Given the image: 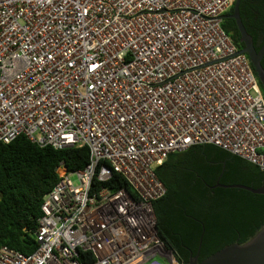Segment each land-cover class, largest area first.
<instances>
[{"label":"built area","instance_id":"built-area-1","mask_svg":"<svg viewBox=\"0 0 264 264\" xmlns=\"http://www.w3.org/2000/svg\"><path fill=\"white\" fill-rule=\"evenodd\" d=\"M234 3L0 0V141L90 150L60 163L36 249L3 245L0 264H180L158 233V166L212 143L264 169V95L222 26Z\"/></svg>","mask_w":264,"mask_h":264},{"label":"trees","instance_id":"trees-1","mask_svg":"<svg viewBox=\"0 0 264 264\" xmlns=\"http://www.w3.org/2000/svg\"><path fill=\"white\" fill-rule=\"evenodd\" d=\"M240 15L256 43L261 33L264 36V0H241ZM229 22L222 26L241 49L244 43L236 21ZM261 63L264 67V58ZM258 82L264 95L259 78ZM89 160L86 144L57 149L24 135L10 143L0 141V247L33 252L44 196L60 178L58 166L64 162L69 171H76ZM157 175L167 189L154 201L158 233L180 264H190L196 255L202 261L233 243L243 244L264 226L263 193L218 185H264V169L239 155L212 143L193 145L170 153ZM107 185L130 189L119 174ZM80 258L83 264L95 262L91 252L80 250Z\"/></svg>","mask_w":264,"mask_h":264},{"label":"water","instance_id":"water-1","mask_svg":"<svg viewBox=\"0 0 264 264\" xmlns=\"http://www.w3.org/2000/svg\"><path fill=\"white\" fill-rule=\"evenodd\" d=\"M240 2L235 0L234 11L231 14L237 21L238 29L241 34V41L244 43L239 52L246 53L254 67L257 77L264 87V67L261 63L264 57V45L257 50L252 36L246 29L240 15ZM225 17V15H224ZM223 187H240L255 193L264 194V185L254 188L244 184H221ZM190 264H264V226L247 242L243 244L233 243L217 252L211 254L202 261H199L198 255L190 259Z\"/></svg>","mask_w":264,"mask_h":264},{"label":"flooded vegetation","instance_id":"flooded-vegetation-1","mask_svg":"<svg viewBox=\"0 0 264 264\" xmlns=\"http://www.w3.org/2000/svg\"><path fill=\"white\" fill-rule=\"evenodd\" d=\"M233 12H230V13H225L224 15H225V17H224V15H223V22H225V23H228L229 25H230V22H229V20L230 19H235L234 17H232L231 16V14H232ZM236 21V20H235ZM236 24H237V21H236ZM231 27V26H230ZM237 27H238V25H237ZM240 40H241V37H240ZM254 41V40H253ZM264 36H263V34L261 33V35L258 37V39H256V43H254V45H255V47H256V49H257V46L259 47V49L264 45ZM259 49H257V50H259ZM264 58V57H263ZM263 58H262V60H263Z\"/></svg>","mask_w":264,"mask_h":264},{"label":"rangeland","instance_id":"rangeland-1","mask_svg":"<svg viewBox=\"0 0 264 264\" xmlns=\"http://www.w3.org/2000/svg\"><path fill=\"white\" fill-rule=\"evenodd\" d=\"M74 180L77 181V178L74 176Z\"/></svg>","mask_w":264,"mask_h":264},{"label":"clouds","instance_id":"clouds-1","mask_svg":"<svg viewBox=\"0 0 264 264\" xmlns=\"http://www.w3.org/2000/svg\"><path fill=\"white\" fill-rule=\"evenodd\" d=\"M255 71V70H254ZM257 75V74H256ZM59 167V166H58Z\"/></svg>","mask_w":264,"mask_h":264}]
</instances>
